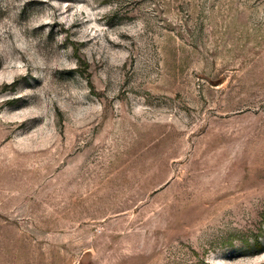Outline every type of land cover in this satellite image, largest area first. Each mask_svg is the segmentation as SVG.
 Returning a JSON list of instances; mask_svg holds the SVG:
<instances>
[{"label":"rangeland","instance_id":"1","mask_svg":"<svg viewBox=\"0 0 264 264\" xmlns=\"http://www.w3.org/2000/svg\"><path fill=\"white\" fill-rule=\"evenodd\" d=\"M0 264H264V0H0Z\"/></svg>","mask_w":264,"mask_h":264}]
</instances>
